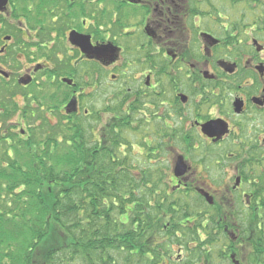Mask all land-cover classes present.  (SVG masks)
Returning a JSON list of instances; mask_svg holds the SVG:
<instances>
[{
    "label": "flooded vegetation",
    "instance_id": "flooded-vegetation-1",
    "mask_svg": "<svg viewBox=\"0 0 264 264\" xmlns=\"http://www.w3.org/2000/svg\"><path fill=\"white\" fill-rule=\"evenodd\" d=\"M46 90L89 143L112 118L115 156L164 168V241L209 228L214 264H264V0H0L3 137L9 100Z\"/></svg>",
    "mask_w": 264,
    "mask_h": 264
},
{
    "label": "trees",
    "instance_id": "trees-1",
    "mask_svg": "<svg viewBox=\"0 0 264 264\" xmlns=\"http://www.w3.org/2000/svg\"><path fill=\"white\" fill-rule=\"evenodd\" d=\"M46 97L33 98L36 109L28 99L21 107L9 100L7 123L21 112L26 130L16 132L21 122L7 124L3 137L0 129V146L6 144L0 155V203L8 197L0 207V264H164V254H173L170 245L182 238L184 264H214L209 228L173 229L164 241L161 166L132 165L128 156H115L120 140L112 118L103 147L88 142L83 125L68 129L57 117L54 128L37 116L45 106L46 114L54 109ZM189 242L196 248L189 250Z\"/></svg>",
    "mask_w": 264,
    "mask_h": 264
},
{
    "label": "rangeland",
    "instance_id": "rangeland-1",
    "mask_svg": "<svg viewBox=\"0 0 264 264\" xmlns=\"http://www.w3.org/2000/svg\"><path fill=\"white\" fill-rule=\"evenodd\" d=\"M43 95H47V97H49V93H48V90H46L45 91V93H43ZM46 97V101L48 102V99H50V98H47ZM46 102V103H47ZM18 103V102H17ZM53 102H51L50 104L51 105H53L52 104ZM21 104L22 103H20L19 104V106H21ZM45 105V104H44ZM39 110V109H38ZM43 110H44V112L43 113H39V114H37V116H40V115H42L43 117H45V118H47V120H48V123L50 124V125H52L54 128H56L55 126H57L58 125V123H59V121H58V118L56 117V116H52L51 114H46V112H48V109H46V106L43 108ZM18 114V113H17ZM20 119H21V117H18V116H13V117H11V119L9 120V125H11V124H13V123H18L19 124V122H21V126L20 127H17V130H16V132H19V130L20 129H22V130H26L25 128H26V125H25V123H23L22 122V120L20 121ZM63 122V121H62ZM34 124L36 125V126H39L40 124H41V121H40V119H37L35 122H34ZM6 149V144H4L3 142H1V146H0V155L3 153V151ZM163 168V167H162ZM164 169V168H163ZM3 197V196H2ZM7 196H4V199L1 201V203H0V207H1V205L3 206L4 205V203L6 202V200H7ZM8 201V200H7ZM4 202V203H3ZM199 234H200V236H201V238L202 239H205V236H203V233L200 231L199 232ZM173 250H174V252H173V256H175V250H176V247L174 246L173 247ZM219 250H218V248L216 247L215 249H214V252H213V254H214V258L216 257V255H218L217 254V252H218ZM201 252V251H200ZM219 253V252H218ZM194 254H199V252L197 251V252H195ZM216 259V258H215ZM5 261V264H8V262L6 261V260H4ZM214 262V261H213ZM215 264H225V263H223V262H217L216 260H215Z\"/></svg>",
    "mask_w": 264,
    "mask_h": 264
},
{
    "label": "water",
    "instance_id": "water-1",
    "mask_svg": "<svg viewBox=\"0 0 264 264\" xmlns=\"http://www.w3.org/2000/svg\"><path fill=\"white\" fill-rule=\"evenodd\" d=\"M181 169H183L182 165L180 163H177V165L175 167V173L179 174ZM206 200L208 203H210V201H211L209 198H206Z\"/></svg>",
    "mask_w": 264,
    "mask_h": 264
}]
</instances>
